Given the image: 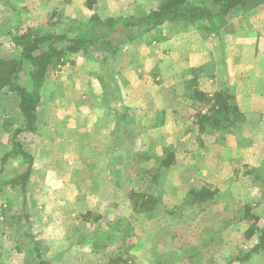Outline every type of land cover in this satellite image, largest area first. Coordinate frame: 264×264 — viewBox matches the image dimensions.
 <instances>
[{
    "label": "rangeland",
    "instance_id": "374dc122",
    "mask_svg": "<svg viewBox=\"0 0 264 264\" xmlns=\"http://www.w3.org/2000/svg\"><path fill=\"white\" fill-rule=\"evenodd\" d=\"M86 1L12 0L20 12L13 13L0 0V57L18 52L11 36L21 13L23 30L34 26L41 32H62L72 20L95 12L106 18L128 10L133 0H96L92 9ZM139 1L153 8L160 0ZM55 10L62 22L52 26L49 19ZM205 24L166 23L160 32L125 45L105 62L101 52L90 50L70 56L73 63L49 73L38 111L41 125L36 133L25 132L20 138L35 157L28 185L29 209L33 231L46 248L50 264H108L118 253L130 256L128 264H227L232 253L257 242V236L251 240L244 236L252 224L246 208L258 216L257 225L264 227V184L246 168L235 173L232 168L253 160L259 164L264 154L232 152L224 134L228 131H201L193 101L182 94L184 81L192 76L190 69L200 68L199 86L212 95L217 69L224 67L220 58L234 45L233 39L221 35L234 28L216 33L196 27ZM188 27L196 30L194 35L180 38L182 44L176 48L177 35L190 32ZM186 41L191 42L189 46L184 45ZM195 53L206 57L190 56ZM223 78L218 80L220 87L227 88L232 80ZM21 83L30 86L26 72ZM18 100L11 92L0 95V264H37L28 263L16 250L19 231L26 230L18 229L13 219L21 200L1 180L20 165L19 158L1 164V157L11 149V135L21 123ZM128 106L129 121L119 122L120 112ZM242 125L232 128L246 134L236 143L252 147L254 142L264 150V139L253 138L264 129L248 141L252 131L244 132ZM169 145L176 152V163L153 180L145 172L147 160L140 157H158ZM236 152L243 162L228 161ZM130 176L133 184L145 182L144 189L162 202L147 219L134 221L125 190L117 189L118 183L127 186L124 180ZM202 186L215 191L208 207L192 204L188 198L191 189ZM89 208L94 215L85 221L79 213ZM129 219L135 233L127 236ZM109 233L117 234V239L109 249L95 252L93 243L109 242ZM128 245L131 248L126 252ZM233 264H264V254Z\"/></svg>",
    "mask_w": 264,
    "mask_h": 264
},
{
    "label": "trees",
    "instance_id": "16d2710c",
    "mask_svg": "<svg viewBox=\"0 0 264 264\" xmlns=\"http://www.w3.org/2000/svg\"><path fill=\"white\" fill-rule=\"evenodd\" d=\"M2 1L4 5L11 8L13 13H20L12 0ZM68 1L64 0V2ZM262 3L264 0H160L156 7L147 8L139 0H133L128 10L106 18L95 12L81 20H72L68 28L62 32L53 31L51 33L41 32L34 26L23 30L20 27L23 24L21 13L19 25L15 27L11 36V41L18 52L8 57H0V95L6 92L16 94L19 99L18 109L21 117V123L11 135V149L3 154L1 164L5 166L10 159L19 158L20 165L1 180L2 184L15 191L21 200V209L13 216V219L18 229L26 230L24 233L19 231L16 250L26 256L28 263L50 264V260L45 256L46 248H42V241L37 239L33 231L28 185L34 169L35 157L25 150L20 135L25 132L36 133L38 131V111L42 106V90L49 73L57 67L73 63L69 59L70 56L90 50L101 52L105 62L117 55L125 45L135 43L148 33L160 32L166 23L176 25L183 23L187 26L205 22L206 26H196L199 31L204 28L216 33L225 29L228 31L230 28L233 29L230 20L240 14L250 12ZM94 4L96 0L86 1V6L90 9ZM61 22V14L57 10L53 11L49 23L56 26ZM199 70L200 68L190 69L192 76L184 81L182 94L193 101L192 107L199 118L200 130L228 131L241 124L245 116L235 103V95L229 88H221L212 95L203 91L198 83ZM25 72L29 77L30 86L21 83V76ZM100 78L103 80V77ZM130 111L129 106L125 107L120 112L119 122L129 121L127 116ZM141 159L147 160L145 172L155 180L163 169H169L176 163L177 156L172 145H169L164 147L162 155L154 157L142 154ZM152 162H157V166H154ZM246 169L252 172L256 181L261 179L264 184V163L258 167L249 166V169L248 167ZM124 182L127 186L123 185V182L118 183L117 189L118 191L125 190L133 211L134 221L147 219L161 208L160 197L148 193L144 189L145 182L141 184L139 181L138 184H133L135 181L131 176L125 178ZM214 195L215 191L202 186L200 189H191L188 198L192 204L198 203L208 207L214 202ZM246 211L252 224L244 233L245 239L251 240L257 236V242L247 250L241 248L237 254L232 253L227 264H233L234 261L242 262L254 254H264V227L260 228L257 225L259 218L250 213V207H247ZM93 215L94 213L89 210L82 214V218L90 221ZM95 219L98 220L99 216ZM126 231L127 236L135 233V225L131 219H129ZM107 236L109 242L100 244L99 241H95L93 243L94 251L110 248L111 242L117 239V234L109 233ZM130 246L124 248L126 252L131 248ZM129 258L127 253L125 255L118 253L111 257L108 264H128Z\"/></svg>",
    "mask_w": 264,
    "mask_h": 264
},
{
    "label": "crops",
    "instance_id": "0c3cea01",
    "mask_svg": "<svg viewBox=\"0 0 264 264\" xmlns=\"http://www.w3.org/2000/svg\"><path fill=\"white\" fill-rule=\"evenodd\" d=\"M112 7V6H111ZM113 8H111L112 10ZM113 11V10H112ZM234 22L233 30L231 33L221 34L222 36H228L234 41V45L231 47V50L228 51V55L224 54L220 58V63L224 64L223 68L217 66L216 72V81L213 82L215 88H213L214 92L221 89L220 81H222L226 77L225 81H230V85L228 84L227 88H229L232 94L235 95V103L239 107L240 111L244 114L245 120L241 123L243 124L242 127H245L244 132L252 131V135L248 137V141L253 137V133H259L264 129V3L260 4L256 8L252 9L250 12L246 14L239 15L238 18L232 20ZM188 32L187 34H178L176 39L186 38L188 34L194 35V30L191 28H186ZM183 35V36H182ZM197 36V35H196ZM228 38V39H230ZM178 42V41H177ZM186 41L184 45H188ZM182 44L176 43V48L178 45ZM189 46V45H188ZM175 48V49H176ZM229 55H232L230 61ZM191 57H196V59H201V57H206L205 53L202 56L197 53L190 55ZM229 56V57H228ZM228 61V63H226ZM201 62H199L200 64ZM198 64V65H199ZM215 75V74H211ZM222 75V76H221ZM214 79V80H215ZM220 80V81H218ZM223 84V83H222ZM203 89V88H202ZM204 91V90H203ZM212 94V93H211ZM186 99V98H185ZM135 107V106H132ZM140 108V107H139ZM142 108V107H141ZM140 108V109H141ZM42 118L38 119V127L41 125ZM239 124L238 126L240 127ZM70 125V124H69ZM71 126V125H70ZM236 126V128L238 127ZM238 127V128H239ZM232 132V133H228ZM226 134V140L229 142V150L231 149L232 152L239 151L242 153H251V154H264V150H259L258 145L254 142L252 143V147L244 146L242 143L237 144L236 141L238 139H242L245 137L246 134L242 135V132L236 130H228ZM243 132V133H244ZM247 138V137H246ZM256 139H264V133L255 134L253 137ZM252 138V139H253ZM251 144V143H249ZM264 147V143L261 145ZM243 149V150H242ZM236 153H232L228 161L238 160L240 158L237 157ZM250 154V157L252 155ZM246 156V154H245ZM243 162V159L238 160V162ZM252 163V164H251ZM250 164H243V165H234L232 168L234 173L239 169H243L249 166L258 167L264 163L261 162L257 164L254 160ZM237 179V178H235ZM77 177L75 178V181ZM53 192V191H52ZM48 199V198H46ZM47 202V201H46ZM92 211L94 213L93 208H89L88 211ZM84 214V212H83ZM79 217H82V214L79 213ZM96 252V251H95ZM247 259L248 261L251 259ZM246 260V261H247Z\"/></svg>",
    "mask_w": 264,
    "mask_h": 264
}]
</instances>
